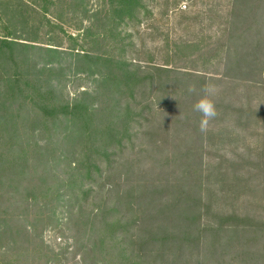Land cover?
I'll use <instances>...</instances> for the list:
<instances>
[{
  "label": "trees",
  "instance_id": "trees-1",
  "mask_svg": "<svg viewBox=\"0 0 264 264\" xmlns=\"http://www.w3.org/2000/svg\"><path fill=\"white\" fill-rule=\"evenodd\" d=\"M239 1L242 0L233 1L232 25L235 26L239 24V20H243V23L246 22L247 24L246 27L239 29V27L233 28L231 26L214 35H202L199 41L185 40L176 49L184 53L188 50L185 53L186 57H192L193 63L200 62L206 68L224 60L225 63H228L229 69L232 70L231 74L227 76L231 77V82L234 81L233 83L239 90L242 87L238 83L239 80L249 77L256 78L257 72L260 73V77L254 83L245 84L246 90L251 91V94L246 95L247 103L242 101L237 105V101L231 100V103L225 104L221 96L216 100V104L212 102L215 105L216 113L221 116L222 123L226 124L234 120L236 127L244 130L255 120L264 123V59L261 61L258 58V53L264 51V0ZM13 2L14 5H18L15 7H19L14 10V13L21 12L23 6L35 8L33 18L36 27L31 31H22L20 34L25 36L22 38L16 34L10 23H3L0 26L3 34L0 36V200L2 197L4 199L9 196L10 202L6 208L7 212L5 214L0 212L1 255L16 257L20 262L38 264L37 260L41 258L43 252L40 246L43 243L33 227L37 222V216L39 217L40 214L37 213L31 219H24L28 217L24 205H27V208L30 206L37 208L38 204L41 206L48 205L53 193L58 189L60 190L64 183L77 188L72 197L69 196L67 202L71 204L73 201L74 204L88 203L90 195L99 191L93 188L98 185L97 176L102 177L104 174H107L108 183L119 177L114 181V187L120 192L123 184L127 181L131 182L129 177L132 175L135 161L126 153L129 149L134 151L137 147L135 145L137 140L142 138L150 144H154V151L159 152V154L154 156L156 160H151L152 163L146 167V170H140L142 173L140 175H144L142 171L150 172L149 176H151L157 169H169L178 170L184 176L197 177L191 180L200 182L198 186L200 192L198 194L195 191H190L185 195L186 202L189 204L185 205L183 217H179V219H192L193 222L208 219L213 207L208 200L202 201L201 195L204 193L206 183L201 178L205 177L203 168L207 159L204 154L207 150V135L209 133H206V128L201 130L200 124L196 121L200 114L197 112L194 114L192 106L184 109L181 119H174L176 126H172L173 128L169 126L167 121L164 122V117L168 114L167 108L172 99V95H170L172 88L174 92L172 94L177 97L174 102L175 105L178 106L185 98H190L194 104L206 95L205 87L209 81L208 85L212 84V87L218 81L216 82L214 77H209V79L203 77L202 81H197L199 78L197 74L158 68L156 70L159 73L166 75V81L161 82L162 79L159 76V82H154L153 77L141 76V74L131 71L128 61L123 60L120 55L119 58L112 57L113 55L98 57L96 63H99L101 68L105 70L106 86L112 88L111 97L105 96L110 101V105L103 108L102 113L105 116L100 119L101 128L97 130H90L89 127L92 125L86 124L85 126L83 121L73 122L72 126L81 123L82 127L79 130V137L73 141L76 144L68 149V146H63V144L66 145L69 138H63L61 142L60 138H57L61 135L56 129L57 121L60 119L59 113L65 115L66 111H63V108L59 110L57 91L50 79L43 76L51 71L43 65L42 68H38V62L33 60V57L35 59L44 57L40 53L55 57L62 55L63 51L36 46L35 43L47 44L45 42H51L49 40L59 39L58 32L63 31V28L58 22L64 23L63 16L72 14L71 19L75 20L78 13H81L85 15L84 19L86 18L88 23L93 22V20L96 21L92 23V26H96V32L100 31L101 34L97 32L95 44L107 43L105 47H102L103 49L124 51L126 45L120 41V35H117L118 28L127 20L139 19V10L143 5V0H101L98 10L90 16H87L89 0H24L23 2L0 0V10L7 9L6 12L0 14L2 21H10ZM238 2L240 7L252 8V12L244 13L245 17L243 15L242 19L237 16L240 13L236 12L237 7L235 5ZM176 5L178 3L174 4V6ZM84 24L81 21L80 25L83 26ZM89 30L90 28H87V32ZM88 34L84 35L85 39H89L90 34ZM68 39L73 44L72 47H77L78 37L69 35ZM257 39H259V43ZM251 42L252 48L248 46ZM34 51L37 52L33 56L32 52ZM84 58L90 59L88 55H85ZM252 62L257 63L256 66H253L249 72L243 73L241 65ZM193 67L195 68V65ZM233 73L241 75L240 78L233 77ZM23 75L31 77L32 80H24ZM171 75L174 78L173 86L168 82ZM235 79L239 80L235 81ZM206 80L207 82H205ZM143 88L146 90L153 88V92L150 94L154 93L156 98H151L147 92L144 93ZM157 89L160 94L155 93ZM157 104L161 106L160 109L155 107ZM86 121L89 122L90 119H86ZM75 130L73 129V131ZM226 130L224 129L223 133H219L217 136H223L227 133L234 135V129L232 131ZM170 132L175 133L177 137L172 136ZM84 133L87 135H84L83 138L80 137ZM62 147L65 149L61 150ZM165 150L185 152L183 155L163 154V152H167ZM145 160L150 163L149 158H145ZM249 164H251L250 168L254 170V178L251 176L252 173L244 174L245 177L250 178L245 187L240 190L239 186V190H234L232 196L236 201L244 197L247 200L250 198L248 203L259 207L258 217L255 219H235L233 216L219 217L217 219L220 225L219 229H211V226L206 225L200 231L202 234L199 237L197 236L199 230L191 228L189 235H186V239L183 241L187 249L196 252L204 243L206 244L205 251L207 250L210 254L209 258L214 259L224 235L226 236V240H224L227 243H225L227 250L237 243L243 247V238L241 237L242 233L245 232L252 235L251 240L245 241L247 246L259 245V247L256 248L258 253L243 252L240 263L254 264L255 261L263 258L264 189H262V184L264 183V150L258 154L257 162ZM246 165H244L245 169ZM123 170L127 174L126 179L123 175L120 179L121 175L114 174L116 171L121 172ZM60 173H63V178L58 177ZM163 173L157 174L155 180L152 179L151 184L153 185L154 181L162 182ZM74 176L77 181L71 183ZM255 179L257 181L253 185ZM259 191L260 195L263 196L262 199H257ZM26 192L28 195L25 202L23 197ZM78 195L80 196L78 197ZM118 198H120L119 203L126 200L130 211L132 210L131 200L141 202V196L136 197L131 193H128L125 198ZM105 208L106 206L103 204L96 207L93 211L94 219H87L89 225L84 224L85 231L94 236L91 241L93 243L91 252L98 258L95 264H112L114 258L117 264H133L130 255L126 257L128 253H124L126 249H122L125 245V239L122 238V235L131 230L132 227L130 228V225L127 227L122 219H106L111 211L108 212ZM21 210L24 213L23 217L18 214ZM174 211L170 210L171 213ZM34 214L32 212L28 218ZM33 237L35 238L32 240ZM226 255L227 252L221 254V258L217 259L216 264H224L223 262L227 260ZM209 258H207V262ZM213 259L212 262L215 260ZM233 262L234 259L231 260L230 264Z\"/></svg>",
  "mask_w": 264,
  "mask_h": 264
},
{
  "label": "rangeland",
  "instance_id": "rangeland-1",
  "mask_svg": "<svg viewBox=\"0 0 264 264\" xmlns=\"http://www.w3.org/2000/svg\"><path fill=\"white\" fill-rule=\"evenodd\" d=\"M19 1L23 2L24 0ZM233 1L236 0H143V5L139 10V19L127 20L118 28L117 35H120V41H123L126 45L125 50L123 49L124 51L119 52L103 49L102 47H105L107 43L100 42V45L95 44L97 42V32L100 33V31L96 32V26H92V23L96 21L93 20V22L88 23V20L84 19L85 15L81 13H78L75 20L71 19L72 14L64 15V23L58 22L63 28V31L58 32L59 39L45 42L47 44L53 43L49 46L35 43L36 46L63 51V54L49 57L46 56L48 54L40 53L44 57L39 59L33 57V60L36 63L38 62V68H42L43 65V67L51 71L43 76L50 79L51 84L57 91L59 110L63 108V111H66L65 115L61 112L59 113L60 119L57 121L56 126L57 132L63 136L57 137L60 138L61 142L63 138H69L66 141V145L63 144V146H68V149H70V146L72 147L76 144L73 141L79 137L78 134L82 125L80 123V125L72 126L74 121L77 123L83 121L85 126L86 124L92 125L89 127L90 130L101 128L102 122H100V119L105 116L102 110L110 105V101L107 98L112 95V88L107 87L104 80L105 70L101 68L102 66L99 63H96V58L102 56L113 55L112 57L119 58L120 55L123 60L128 61L131 71L141 74V76L153 77L154 82H159V76L162 79L161 82L166 81V75L159 73L156 70L158 68L194 73L199 77L197 81H202L203 77L207 79L214 77L218 83L212 87V84L208 85L209 81L205 87L212 89L208 99L212 100L214 104H216L219 96H221L225 104L231 103V100L237 101V105L242 101L247 103L246 95L251 94V91L246 90L245 84L254 83L258 80L260 77L259 72H257L256 78L248 76L249 78L247 79H235V81L239 80L238 83L242 85L239 90L233 83L234 81L231 82V77L227 76L231 74L232 70L229 69L228 63H225L224 60L206 68L199 61H196L199 62L197 64L193 63L192 57H186L185 53L188 50L184 53L176 49L185 40L199 41L202 35H214L215 33H220V31H225V28L231 26L233 28L239 27V29L246 27L247 24L246 22L243 23V20H239V24L235 26L232 25ZM14 2L11 4L13 12L10 16V21H2L0 15V26L3 23H10L16 34L23 38L25 36L20 34L22 31H31L36 27V22L33 18L35 8L23 6L21 12L17 11L18 13H14V10L19 8L15 7L18 5H14ZM239 2L237 3L238 6L235 5L237 7L236 12L240 13L237 16L242 19L244 13L252 12V8L240 7ZM88 3L87 10L89 13L87 16H90L98 10L101 0H89ZM175 3H178V5L174 6ZM246 3L248 5V2ZM243 6L245 5L243 4ZM6 11L7 9L0 10V14ZM81 21L85 23L83 26L80 25ZM87 28H90L88 31L90 35L87 32ZM87 34L89 39L84 38V35ZM69 35L78 37L77 47H72L73 44L68 39ZM0 36H3L2 30H0ZM257 42H260L259 39H257ZM248 46L252 48V42ZM35 52L37 51L32 52L33 56ZM85 55H88L90 59H85ZM258 55V58L262 61L264 59V51L262 50ZM256 64L252 62L241 65L242 72H249ZM194 65L195 68L193 67ZM232 75L236 78L241 76L234 73ZM170 78L168 82L173 86V75ZM23 79L32 80L27 75H23ZM142 90L144 93L147 92V94L153 92V88H148L147 90L143 88ZM155 93L160 94V91L157 89ZM170 93L172 99L167 108L168 114L165 115L164 122L167 121L169 126L173 128L176 126L174 119H181L184 109L193 106V102H191L190 98H185L177 106L174 104L177 97L172 94L174 93L173 88ZM150 95L151 98H156L154 93ZM155 107L157 109L161 108L158 104ZM193 113L195 114V112ZM220 118L221 116L216 114L215 118L209 120L206 126V133L209 134L207 135V150L204 155L207 160H205L206 165L203 168L205 177L201 178L206 185L201 196L203 202L208 200L209 203H212L213 210L208 219H200L196 222H193L192 219H179V217H183L185 205L189 204V202H186L185 195L190 191H195L198 194L200 192L198 189L200 182L191 180L197 177L184 176L178 170L169 169H157L151 176H149L150 172L142 171L144 175H140L142 174L140 170H146V167L152 163L151 160H156L154 156L159 154V152L154 151V144H150V142L142 138L137 140L135 144L137 147L134 151L129 149L126 153L135 161L132 175L129 177L131 182L127 181L123 184L120 192L114 187V181L119 179V177L108 183L107 174H104L102 177L97 176L98 185L93 188L99 191L90 195L88 203L74 204L73 201L71 204L67 202L69 196L72 197L77 188L64 183L60 190L58 189L53 193L48 205L41 206L38 204L37 208L36 206L27 208V205H24L25 213L28 217L32 212L35 213L30 218L24 219H31L37 213L40 214L39 217L37 216V222L33 227L43 243L40 246L43 252L37 263L95 264L98 258L91 252L93 244L91 241L94 236L85 231L84 224L87 223L89 225L87 219H94L93 211L100 204L105 205V209L108 212L111 211V214L106 219H122L127 227L129 225L130 228L132 227L131 230L122 235V238L125 239V245L122 249H126L124 253H128L126 257L130 255L133 264H216L217 259L221 258V254L223 255L226 252L227 264H230L233 259L234 262L231 264H244L240 263L243 252L258 253L256 248L259 245L247 246L245 241L251 240L252 235L245 232L242 233L241 237L243 238L242 245L244 246L242 247L240 246L241 244L237 243L227 250L225 249L226 236L222 235V243L214 256L215 260L209 258V252L205 251L206 244H201L200 248L195 252L187 249L183 243L191 228L199 230L198 237L202 234L200 231L206 225L211 226V229L218 230L220 225L217 219L219 217L233 216L235 219H255L260 213L258 205L255 206L248 203L250 198L247 200L244 197L239 201L237 200V202L232 195L234 190H239V186L240 190L245 187L250 177H245L244 174L252 173L251 176L253 178L255 176L253 174L254 170L250 168L251 164L249 163L257 162L258 154L264 150V123L255 120L249 127L241 130L236 127L234 120L225 124L222 123ZM86 119H90V121L87 122ZM201 119V115L198 116V120H196L198 124H200ZM73 129L76 130L73 131ZM224 129H227L226 131L234 129V135L227 133L223 136H217L219 133H223ZM170 134L177 137L175 133L170 132ZM84 135L87 134L84 133L80 137L83 138L85 137ZM64 149L65 147H62L61 150ZM184 152L175 150V152L167 151L163 152V154L175 153L183 155ZM145 158H149L150 163ZM245 164H247L246 169L244 168ZM195 167L197 166L195 165ZM160 172H164L162 182L154 181L152 185V179L155 180V177ZM114 174L121 175L120 179H122V175L125 179L127 177L125 170L116 171ZM242 175L243 177H241ZM63 176V173L58 175L59 178H63ZM73 181H77L75 176L72 178L71 183ZM256 181L257 179L253 181V185ZM262 186V189H264V183ZM260 191L257 199H262L263 197L260 195ZM128 193L136 197L141 196L140 203L131 200V211L126 200L121 203L118 202L120 200L118 197L125 198ZM27 195L28 193L26 192L23 197L25 202ZM0 204L2 206L0 212L5 214L7 212L6 208L10 204L9 196L4 199L2 197ZM171 209L175 211L171 213ZM22 210L18 214L23 217L24 213ZM207 258H209L208 262ZM212 259L214 262H212ZM226 261L223 263L226 264ZM8 262L12 264H29L25 261L20 262L16 257L11 258L7 255H1L0 252V264ZM112 264H117L115 258L112 260ZM254 264H264V256L262 259L255 261Z\"/></svg>",
  "mask_w": 264,
  "mask_h": 264
},
{
  "label": "clouds",
  "instance_id": "clouds-1",
  "mask_svg": "<svg viewBox=\"0 0 264 264\" xmlns=\"http://www.w3.org/2000/svg\"><path fill=\"white\" fill-rule=\"evenodd\" d=\"M211 92V88H206V95L198 99L192 106L193 111L199 113L202 117L200 120V128L202 131L206 128L208 121L215 118L217 114L215 105L210 99H208V96L211 94Z\"/></svg>",
  "mask_w": 264,
  "mask_h": 264
}]
</instances>
